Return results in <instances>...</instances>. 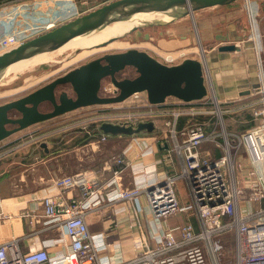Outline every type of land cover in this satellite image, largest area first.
Segmentation results:
<instances>
[{"label":"built area","instance_id":"built-area-1","mask_svg":"<svg viewBox=\"0 0 264 264\" xmlns=\"http://www.w3.org/2000/svg\"><path fill=\"white\" fill-rule=\"evenodd\" d=\"M76 1L1 0L0 15L4 26H0V53L81 15L83 12L79 6L82 2ZM245 5L250 19L249 39L254 43L260 67L258 88L263 93L262 106L253 110L259 123L244 132L228 130L224 114L231 108L222 109L221 104L226 103L212 95L214 109H211L207 96L192 102L176 98L152 104L144 91L135 92L121 102L102 105L106 107L98 109L89 118L90 125L84 130L89 131L91 125L99 128L103 121L136 124L153 120L155 125L162 122L166 127L161 129L162 136L158 139L164 137L171 143L169 151L179 157L181 173H166L162 179H150L125 187L123 178L128 161L123 153L115 155L109 159L117 166L112 171L111 183L101 182L99 169L54 177L52 184L56 191L39 198L43 207L41 215L35 212L34 207L21 213L8 211L0 192V224L22 218L29 229L26 233L0 240V264H264L262 35L258 30L257 1L245 0ZM11 13L16 16L12 17L14 21H8ZM186 54V51L169 53L158 59L172 65L181 62L183 59H178ZM208 68L210 70L207 67L205 76L209 85ZM118 92L119 89L112 85L102 95L115 96ZM198 115H212V119L204 122L194 120L182 130L178 128L179 117L194 118ZM71 126L75 124L68 125ZM47 135H33L20 139L13 147L0 149V160L18 148L40 144ZM108 137L102 133L100 139L91 144L101 148V142ZM205 144L214 145L222 154L217 156L204 150ZM242 149L244 153H241ZM241 157L247 161L238 162ZM240 171L242 176H239ZM181 178L191 200L189 205H182L177 193ZM75 190L78 191L77 196L72 194ZM105 196L107 201H104ZM142 198L145 206L140 202ZM131 199L137 201L140 211L146 209L150 223L193 210L199 228L191 220H186L178 231L158 229L153 235L154 246L142 248L131 260H123L119 255V244L110 251V244L103 240L102 233H90L87 217L91 214L105 215L111 203ZM41 219L43 226L39 227ZM54 228L62 236L60 243L47 242L41 247L33 244L36 237ZM26 247L31 248L24 250ZM231 257L232 262H229Z\"/></svg>","mask_w":264,"mask_h":264},{"label":"crops","instance_id":"crops-1","mask_svg":"<svg viewBox=\"0 0 264 264\" xmlns=\"http://www.w3.org/2000/svg\"><path fill=\"white\" fill-rule=\"evenodd\" d=\"M243 5L244 0L235 5L208 8L197 11L200 13L196 12L199 16L198 18L196 16L197 31L204 44L209 48L207 50L208 57H212L213 54L215 57L218 54L215 58L219 67L218 70L216 69V73L221 83L219 88L217 87L216 93H218L221 102L232 104L228 108L234 110L248 106L249 103L244 100L258 90V87H255L256 81L258 84L260 83L253 49L250 50L246 45V42H249L250 27ZM217 8H220L217 13L209 11ZM166 32L171 34V38L180 34L181 39L188 40L186 35L181 34L179 28L173 27ZM159 35H164V32L159 31ZM225 36H229L227 41H223ZM173 43L171 42L172 45ZM225 43H236L241 46V50L221 57L222 52H218L217 48ZM164 45L160 44V46ZM169 99V101H174L176 98ZM211 119L212 115H198L194 118L182 116L178 118L177 126L182 130L194 120L204 122ZM93 127L94 125H91L89 131L70 132L58 128L52 131L50 137L43 139L40 144H30L18 148L0 160V192L3 198L9 199L4 205L5 208L8 211L21 213L27 208L34 207L35 212L41 215L43 207L39 198L46 193L56 191L52 184V180L56 176L99 169L101 182L103 184L111 183L112 171L117 166L111 164L109 159L122 153L128 161L123 178L125 187L139 185L150 179H162L166 173H181L182 166L179 157L169 151L171 143L164 137L158 139L159 136H162L160 122L156 123L152 133L109 135L106 141L101 142V148L98 149L91 144L93 141L80 142L82 133H90L94 130L91 129ZM102 133L98 134V139ZM22 135L14 136L13 134L1 141L0 149L13 147L20 139H24L20 138ZM42 142L46 143L45 147L42 146ZM203 149L213 152L217 156L222 154L214 145L205 144ZM181 180L184 179H179L178 186H180ZM177 193L182 205L190 204V202L185 203L178 190ZM72 194L77 196L78 191L75 190ZM104 201H107L106 196ZM140 202L145 206L144 198ZM108 208L105 215H88L89 231L90 233H102L103 240L110 244V251H114L115 245L119 244L121 247L119 255L123 260H131L142 248L154 246L153 235L158 229L171 228L178 231L186 220H191L199 228L198 219L193 210L177 213L160 222L150 223L146 209L140 211L136 200L115 201ZM25 223L22 218H15L10 223L0 224V240L8 239L14 234L26 233L29 229ZM41 226H43L42 219L39 222V227ZM61 241V234L54 228L48 229L36 237L33 244L41 247L47 242L58 244ZM30 248L26 247L24 250ZM55 249H59V247Z\"/></svg>","mask_w":264,"mask_h":264},{"label":"water","instance_id":"water-1","mask_svg":"<svg viewBox=\"0 0 264 264\" xmlns=\"http://www.w3.org/2000/svg\"><path fill=\"white\" fill-rule=\"evenodd\" d=\"M236 1L239 0L108 1L0 53V84L10 75L19 72L17 68L22 61L35 55L57 50L79 37L148 9L160 8V11L174 13L176 17L167 23L187 15L192 17L195 23L194 16L197 11L230 5ZM142 27L138 26L130 33L134 32L137 38L143 36L145 40H148L151 35L143 33ZM227 37L225 36L223 41H227ZM246 45L254 47L253 41L250 40L246 42ZM201 50L203 51L201 58L187 57L172 65L165 64L148 51L136 47L118 52H106L97 56L20 98L0 104V142L34 124L78 108L121 102L135 92H146L152 104L165 103L171 97L184 102L201 100L210 92L205 76L207 67H210L209 59L206 51L203 48ZM217 50L222 52L221 57H226L231 52L241 50V46L236 43H225L218 46ZM126 68H134L135 76H118ZM105 78H109L119 89L117 95H102ZM67 84L70 85L74 95H70L67 89L57 92L59 86ZM258 86V81H256L255 87ZM44 102L52 105L50 111L41 110V104ZM13 112L19 113V116H12ZM155 127L153 120L140 121L136 124L103 121L99 125V129L104 134L113 136L152 133ZM42 146L45 147L46 143L42 142Z\"/></svg>","mask_w":264,"mask_h":264},{"label":"rangeland","instance_id":"rangeland-1","mask_svg":"<svg viewBox=\"0 0 264 264\" xmlns=\"http://www.w3.org/2000/svg\"><path fill=\"white\" fill-rule=\"evenodd\" d=\"M1 1V0H0ZM82 2V6H79V9L81 12L85 13L99 5H102L108 1L111 0H77L76 2ZM81 5V4H80ZM245 5V0H244V5ZM257 8H258V30H260L261 35H262V40L260 41L261 43V58H262V69L264 73V3H257ZM246 10V8H245ZM9 11V10H8ZM212 13H217L220 11V8H217L215 10L210 9L209 10ZM200 13V12H197ZM195 13V23L189 15L178 18L170 23L166 24H151V25H146L141 28L143 33H149L151 37L148 40H145L143 36L139 37L137 40L135 37V33L132 32L129 35H125L121 40L128 41L129 43H138L141 41L143 44V47H141L142 50L148 51L150 54L155 56L157 59L165 57V55L171 53V54H178L181 51H186V55H181L178 61L181 59H184L185 57H196V58H201V48L205 50L206 55L208 57V49L207 45L204 44L202 41V38L199 36V33L197 31L196 25V16L197 18L199 17L198 14ZM246 15H247V20L248 24L250 25V19H249V14L246 10ZM10 14L8 15L7 18H9ZM12 17H16L11 13L10 18L8 21H14L12 20ZM4 26V21H1V15H0V26ZM179 28L181 31L182 35H186L188 37V40H183L180 38V34L175 37L171 38V34L166 32L168 30ZM163 31L164 35H159V31ZM5 31V30H4ZM179 31V30H178ZM250 37V33L248 34ZM250 40V39H249ZM171 42H174L173 45ZM160 44H165L164 46H160ZM247 47L250 48V50L253 49L254 57L257 62V72H259L260 67L258 65V59H257V54H256V49L255 46L251 48L250 45H247ZM128 48H122V49H110V50H103L100 52H97L92 55H88L86 57H80L78 54L81 52L83 53L85 50H78L76 48L70 49V51H65L62 54H59L55 57L54 61L49 62V63H44V64H38L35 66H32L30 68H26L23 71H19L15 74L10 75L7 77L1 84H0V104L6 103L8 101L20 98L35 89L45 85L46 83L52 81L53 79L57 78L58 76H61L68 72L70 69L77 67L91 59L96 58L97 56H100L104 53H109V52H118V51H123ZM198 50L199 53L193 52V50ZM90 50V49H88ZM217 54V53H216ZM214 55V54H213ZM209 56V65L211 69V73L213 75V80L215 83V89L217 92V87L219 88V84L221 83L218 80V76L216 73V69L218 70V65L215 62V57ZM79 57V58H78ZM77 58V59H76ZM58 60V61H57ZM213 64V65H212ZM49 74V75H48ZM135 70L134 68H126L124 71L120 73V77H134L135 76ZM46 75V76H45ZM45 76V77H44ZM42 78V79H41ZM44 79V80H43ZM219 81V82H218ZM29 84V85H28ZM113 83L110 81L109 78H105L103 80V87H102V92H106L109 88H111ZM67 89L69 91L70 95H74L73 90L71 89L70 85H62L58 87L57 92L59 93L61 90ZM213 93L209 92L207 96V101H209V105L211 106V109H214V103H213ZM218 96V93H217ZM262 99H263V93L260 90V87L258 90H256V93L253 95H250L248 98H246L244 101L246 103H249L247 108H243V110L236 109L234 110L231 108L229 112H225L224 114V122L225 126L228 130H233V131H238V132H244L250 129L252 126H254L256 123H259V119L254 118L253 110L256 108H260L262 106ZM170 100V99H169ZM222 105V109H229L228 106L232 104L226 103L225 105ZM102 105H92V106H86L82 108H78L76 110H73L71 112L65 113L63 115H60L58 117L52 118L50 120L40 122L37 124H34L24 130H21L20 132H17L14 134V136L23 134L20 138H30L33 135L39 136L44 133H47L50 137V133L52 131H55L56 129H66V131H83V128H86L90 125L89 118L98 110L101 109ZM52 109V105L49 102H44L41 104V110L42 111H50ZM247 110V113H250V119L249 117L242 118L241 121L237 120V117L234 116L236 114H242L244 111ZM12 116H19V113L13 112ZM252 121V123H251ZM68 127V125H73ZM162 125V122H160ZM251 123V125H250ZM250 125V126H249ZM248 128H247V127ZM166 127L165 125H162V128ZM243 127H246L242 129ZM48 138V137H47ZM231 140H234V138H231ZM104 145V144H103ZM102 145V146H103ZM211 145V144H207ZM85 151V150H84ZM241 153H244V149L241 150ZM247 161L244 157L239 158L238 162L242 163ZM241 171L239 172V176H242L240 174ZM179 188V189H178ZM177 190L182 196V198L185 200V203L191 202L190 197L188 196V192L186 191V184L184 180L180 181V186H178ZM9 199L3 198V204L6 205ZM229 245V243L227 244ZM229 252L231 249L229 248ZM228 252V253H229ZM231 253V252H230ZM229 262H232V257L229 259Z\"/></svg>","mask_w":264,"mask_h":264},{"label":"bare ground","instance_id":"bare-ground-1","mask_svg":"<svg viewBox=\"0 0 264 264\" xmlns=\"http://www.w3.org/2000/svg\"><path fill=\"white\" fill-rule=\"evenodd\" d=\"M175 17L176 15L174 13H171L169 11H160V8L148 9L144 12L137 13L127 19L115 22L112 25H109L101 30L79 37L57 50L45 52L28 58L19 64L17 70L23 71L26 68H30L38 64L52 62L54 61L57 55L62 54L63 52L68 50L70 51V49L74 48L78 50H85L83 53L81 52L80 54H78L80 57H86L88 55H92L103 50L122 49L130 47L141 48L143 47V43L141 41L135 44L132 43L133 41L129 43L128 41L121 40V38H123L125 35L130 33L132 29L138 26H146V24L151 25L158 23L164 24L171 21ZM112 39L115 40L112 41ZM193 52L199 53L198 50L195 49L193 50ZM210 71L211 69L209 70L208 68V77L210 80L209 89L213 93V97L217 99V93L215 91L214 81L212 73Z\"/></svg>","mask_w":264,"mask_h":264},{"label":"trees","instance_id":"trees-1","mask_svg":"<svg viewBox=\"0 0 264 264\" xmlns=\"http://www.w3.org/2000/svg\"><path fill=\"white\" fill-rule=\"evenodd\" d=\"M256 1H257V3H259V2L264 3V0H256ZM240 2H242V0L236 1V2H234L232 4H230V5H235V4H238ZM230 5H226V6H230ZM226 6H224V7H226ZM221 7H223V6H221ZM234 116L237 117L238 121L242 120V118H245V117H249V119L251 118L250 117V113H247V110L244 111L242 114H236ZM251 123H252V121H251ZM251 123H250V125H251ZM91 129H94V130H92L90 133H88V132H83L82 133V138L80 139V142L87 143V142H90V141L97 140L99 138L98 134L102 133L101 130L98 127H96L95 125ZM242 129H244V127Z\"/></svg>","mask_w":264,"mask_h":264},{"label":"flooded vegetation","instance_id":"flooded-vegetation-1","mask_svg":"<svg viewBox=\"0 0 264 264\" xmlns=\"http://www.w3.org/2000/svg\"><path fill=\"white\" fill-rule=\"evenodd\" d=\"M135 37H136L137 40L139 39V38H137L136 34H135Z\"/></svg>","mask_w":264,"mask_h":264}]
</instances>
